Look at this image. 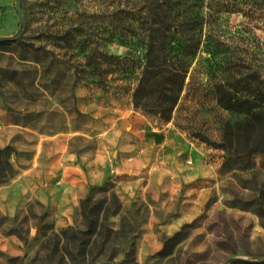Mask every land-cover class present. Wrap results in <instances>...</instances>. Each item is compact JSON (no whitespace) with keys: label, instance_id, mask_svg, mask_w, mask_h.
<instances>
[{"label":"rangeland","instance_id":"1","mask_svg":"<svg viewBox=\"0 0 264 264\" xmlns=\"http://www.w3.org/2000/svg\"><path fill=\"white\" fill-rule=\"evenodd\" d=\"M127 1L0 0V40H15L0 47V150L15 171L0 185V264L264 262V157L218 146L226 123L264 111V0H158L176 9L173 65L195 54L168 121L133 107L134 68L104 86L74 82L90 49L142 60L143 19L125 15ZM83 15H94L85 34L57 38ZM91 195L107 197L99 227L124 237L92 238L82 253L84 235L61 234L84 231Z\"/></svg>","mask_w":264,"mask_h":264},{"label":"trees","instance_id":"2","mask_svg":"<svg viewBox=\"0 0 264 264\" xmlns=\"http://www.w3.org/2000/svg\"><path fill=\"white\" fill-rule=\"evenodd\" d=\"M24 5L23 0H20ZM182 0H177L175 6H180ZM132 2H135L134 4ZM113 3V2H112ZM140 4V5H137ZM170 4L158 3V0H128L125 15L130 17H142L143 23L138 27L141 40L144 43L145 53L139 62L130 59H120L107 54L99 53L98 49H90L83 55L81 69H75L74 82L92 78L97 86H104L109 76H113L121 70V65L134 68V85L131 90V100L133 107L159 118L161 121H168L173 110L177 106L183 89L185 79L190 66L189 60L195 54L187 53L185 61H179L173 65L172 60L178 56H172L164 46L173 38L174 24L169 22L173 7ZM165 7V11L164 10ZM111 17L116 16V11L110 13ZM81 16L75 24H72L57 38L61 40H73L72 36L80 37L85 34L88 20L94 19V15ZM158 26L154 28V26ZM171 35L169 36L168 34ZM71 38V39H70ZM67 40V41H68ZM15 40H0V47L13 44ZM69 43V41H68ZM85 46V42L83 44ZM86 48V47H84ZM45 55H49L43 52ZM188 60V61H187ZM82 74V75H81ZM221 149L232 147L235 142L243 144V152L247 155L261 154L264 157V111L251 112L247 118L234 123H226L222 131ZM204 142L209 143L204 140ZM212 144V143H209ZM11 149L0 150V185L6 184L15 175L9 158ZM105 188H98L97 192L106 193ZM107 203L106 195L94 198L92 195L80 202L82 227L84 231L79 232L73 229L62 232L61 236L68 241H79V235H84L87 240L82 244L84 252L86 246L92 238L102 237H124L117 231L111 229H101L99 227V217ZM185 233L178 232L174 236L164 240L161 254L170 255V249L175 247L184 239ZM264 264V262L256 263Z\"/></svg>","mask_w":264,"mask_h":264},{"label":"crops","instance_id":"3","mask_svg":"<svg viewBox=\"0 0 264 264\" xmlns=\"http://www.w3.org/2000/svg\"><path fill=\"white\" fill-rule=\"evenodd\" d=\"M112 196H113L112 194L111 195L109 194V205H111V203H112L111 202ZM117 199H118V203H119V205L116 207L117 208V213H119V215L123 218L122 222L119 225V228L124 230V229H127V226L124 225L123 221L125 220L124 218L126 217L127 213H129V211H128L129 209H126L125 205H124V200L126 199L125 196L123 197L120 194H118L117 195ZM130 211L132 212V214H134V216H139V214H140V211L136 210L135 207H133L132 205H131Z\"/></svg>","mask_w":264,"mask_h":264}]
</instances>
